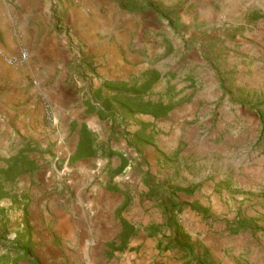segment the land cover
Listing matches in <instances>:
<instances>
[{
    "label": "crops",
    "instance_id": "1",
    "mask_svg": "<svg viewBox=\"0 0 264 264\" xmlns=\"http://www.w3.org/2000/svg\"><path fill=\"white\" fill-rule=\"evenodd\" d=\"M53 1L57 6H53ZM237 1H241L240 10L245 15L255 7L257 9V6L264 14V0ZM16 3L22 5L18 13L20 16L25 15L27 24L31 23L29 29L32 34L39 31L40 24H44V28L48 29L47 24L52 21L50 9H54L59 15L62 8L66 24L74 27L73 31L77 39L81 40V45L87 46L84 51L86 59L88 54H92L94 44H100L101 48L107 49L113 37L118 44L125 41V34L121 31L103 38L108 31L106 26L109 20L90 24L76 11V5L67 4L65 0H42L43 17L40 18L37 17L34 10L36 7L31 0H16ZM145 9L148 8L139 5L134 14L135 21L140 22L141 27ZM262 22L264 26V21ZM26 34H29V30ZM262 34L261 45L264 46V33ZM45 35H48L47 31ZM50 37L51 41H46L38 53L40 63L45 61L44 64L39 63L38 67L46 68L42 73V82L47 85L44 86L43 92L36 93L29 89L27 94L19 96V102L16 101V92L9 93L6 89L2 93L0 89L1 152L13 154L8 146L15 144L20 154L27 156L31 161H37V169L34 172L18 179L20 186H25L23 190L31 191L32 197V201L24 199L29 207V215L22 224L31 234L32 256L29 263L198 264L180 250L165 251L159 247L164 235H170V231L164 227L167 217L170 216L166 212V206L175 202L186 203L195 208H186L180 213L176 211L174 217L197 243L196 254L200 259H204L206 255L212 264H264V151L260 155L257 149L255 153L260 155L261 161L252 160L243 170L234 165L219 167L220 163L217 164L218 171L207 181L189 177L192 179L189 184L180 186L173 180L162 181L156 178V161L149 157V149L162 147L166 141L162 135L155 136L152 131L157 130L159 126L173 131L170 128L172 123H178L181 125L179 127H182L180 122L185 120L186 116L195 114L193 109H198L201 101H205L203 98L207 91L190 98V101L183 100L189 90L179 98H170L175 102L180 101L181 104L165 120L157 121L147 115L127 117L130 139L143 127H149L147 133L152 135L150 144H139L131 148L127 142H116L114 139L113 131L117 129L118 123L88 113L82 103L77 104L70 97V90L56 76L60 54L64 51L66 54L64 35L55 33ZM76 42L73 44L76 45ZM73 44L71 58L74 56ZM20 52L10 57L17 56ZM111 55L108 53L105 59L96 60V90L101 88L104 82L128 81L137 75L107 72L104 62H112ZM248 67L254 70L258 66L254 63ZM260 67V73H246L247 80L244 85L238 84L234 77L230 78L233 73H212L208 84L212 86V92L208 91L211 92L208 94L214 101L218 97H227L229 108L235 109V112L248 110L247 121L261 130L260 143L264 146V48ZM154 90L157 89L153 88ZM39 95L44 103H39ZM219 111L220 109H217L214 112L218 114ZM84 124L96 136V156L71 163L68 180L59 179L60 183L52 194L53 197L48 195L36 200V186L42 187L44 192L51 190L46 174L49 169L55 172L57 142L62 140L65 143L63 149L61 148L63 157L71 159L76 153L80 128ZM2 133L4 137L1 138ZM174 133L175 131L172 132V138ZM185 137L179 136L172 141L178 144ZM246 139L247 137L244 140ZM238 140L237 136L235 142ZM229 141L231 139L228 137L226 143ZM239 142H242L241 139ZM3 145L7 146L3 148ZM115 159L118 160L116 168L112 167ZM233 162L229 160L225 164ZM122 163H127L123 169ZM214 163L216 166V162ZM203 174L202 171L201 175ZM195 188L197 190L192 195L174 193L177 189ZM239 221L248 223L249 227L237 233L235 225ZM124 235L127 238L122 240ZM165 245L164 242L163 247Z\"/></svg>",
    "mask_w": 264,
    "mask_h": 264
},
{
    "label": "rangeland",
    "instance_id": "2",
    "mask_svg": "<svg viewBox=\"0 0 264 264\" xmlns=\"http://www.w3.org/2000/svg\"><path fill=\"white\" fill-rule=\"evenodd\" d=\"M31 1L36 7L34 10L37 17H43L42 0ZM65 1L72 6L76 5V11L90 24H100V21L109 20L106 26L108 31L105 36H102L103 38H108L113 32L121 31L125 34V41L118 44L113 37L107 49L101 48L100 44H94L88 59L84 57L85 59L78 62L74 56L71 58L72 44L78 40L77 45L84 51L87 46L81 45V40L77 39L73 31L74 27L66 24L62 16V8L59 15L56 14L57 11L50 9L52 21L48 22V29L44 28V24H40L39 31H34L32 34L29 29L31 23L27 24L25 15H23L25 18H22L23 16L18 13L22 5L16 3V0H0V89L2 93L6 89L9 93L16 92L15 97L18 101L19 96L23 93L27 94L29 89H33L36 93L43 92L44 86L47 85L42 82V73L46 68L38 67L40 63L38 53L43 48V44L51 39L50 36L55 33L64 35L58 27L59 23H64L71 29L73 39H71L72 36L67 35L63 38L66 43V54L64 50V53L60 54L56 76L70 90L73 101L77 104L82 103L87 111L89 101L78 96L75 80L85 82L90 77L97 78L96 60L105 59L108 53L112 54L113 61L104 62L106 71L135 73L137 75L128 80L132 84L134 79L143 83L154 74L160 76L159 82L156 83L159 87H154L157 90H152L147 97L153 101L167 102L170 98H179L186 90L189 92L187 96H183V100L190 101L203 91H207L203 98L205 101H201L198 109H193L195 114L186 116L185 120L180 122L182 127H179L181 125L178 123H172L170 128L173 131L163 126L152 131L155 136L162 135L166 141L162 147L149 149L151 151L149 157L156 161V178L162 181L170 179L176 185L183 186L192 180L189 177L193 180L201 178L200 180L207 181L219 167L234 165L243 170L252 163V160L261 161L259 156L264 151V146L260 143L261 130L247 121L248 110L242 109L235 112V109L229 108L225 96L218 97L214 101L209 96L212 86L208 85L212 79V73L218 71L225 75L233 73L230 78L234 77L238 84L243 85L247 80L246 73H254V71L260 73L264 48L261 45L264 14L259 6L245 15L240 10L242 5H239V2L241 1L237 0H138L140 6L149 2L154 3L167 13L169 18V20L163 19L154 11L145 9L141 27L140 22L134 19L136 12L124 10L127 0ZM61 7H63L62 3ZM27 30L29 34H26ZM45 31L48 35H45ZM22 50L28 52L29 61L22 67L10 66L7 59ZM44 63L43 60L40 64ZM254 63L258 67L250 70L248 66ZM33 82H37L38 85L34 86ZM40 99L39 95V103H44ZM217 109L220 111L215 114L214 111ZM128 127V123L124 120L121 126L113 131L116 142H128L130 139ZM174 131L173 138L186 136L185 139L177 141L178 144L172 141ZM237 136L242 142L239 140L235 142ZM2 137H4L3 133ZM228 137L231 141L227 144ZM246 137L247 139L244 140ZM3 146L5 148L7 145ZM8 148L13 154H5L0 149V170L7 168L9 159L20 154L15 144H11ZM257 149L260 153L258 156L255 153ZM156 156L158 159H155ZM229 160L234 162L225 164ZM32 161L37 163L36 160ZM114 161L112 167L116 168L118 160ZM219 163L220 166L217 165ZM208 170L212 172L207 173ZM202 171L203 175H201ZM46 179L50 181L51 190L44 192L42 187L36 186L34 191L36 200L48 195L51 198L58 189L60 180L55 172L49 169ZM1 184L7 197L0 199V236L4 239L0 243V253H6L7 249L14 247L11 254L16 257L18 250L30 244V231L26 226L22 227V224L29 215V207L24 199L32 198L31 191L23 190L25 186H20V180L10 182L0 174ZM21 262L30 264L29 261Z\"/></svg>",
    "mask_w": 264,
    "mask_h": 264
},
{
    "label": "trees",
    "instance_id": "3",
    "mask_svg": "<svg viewBox=\"0 0 264 264\" xmlns=\"http://www.w3.org/2000/svg\"><path fill=\"white\" fill-rule=\"evenodd\" d=\"M138 0H127L124 5V10L135 12L138 9ZM161 18L169 20L167 13L154 3L149 2L143 5ZM160 80L158 74H154L152 78L147 79L143 83L140 80L132 81H107L102 84V87L95 90L94 99L100 103V106H94L91 102H88V113H96L101 119H111L121 126V123L126 120L127 117L132 115H147L152 116L155 120H165L169 117L172 111H174L181 102H175L174 99H170L168 102L152 101L148 99V95L153 90L156 83ZM149 127H143L137 132L133 138L128 140L129 147H137L139 144H150L152 142V135L147 133ZM97 154L96 136L88 129L84 124L80 128V139L76 153L70 159V163H75L84 159L92 158ZM112 155V153H111ZM7 168L0 170V174L6 177L7 181L14 182L27 173H32L37 169V163L31 161L27 156L19 154L17 157H13L7 161ZM127 163H122V169ZM0 185V199L6 198L7 194L4 192ZM195 189H177L174 193H184L186 195H192L196 192ZM186 208H193L186 203L170 202L166 206V212L170 214L165 222V228L170 231V235H164L163 241L160 243V249L167 250H180L186 253L192 260L197 261L198 264H212L207 259L206 255L204 259H200L197 254V243L192 240V237L184 231V228L175 219L174 213L182 212ZM195 210V208H193ZM248 223L239 221L235 225V232H241L248 228ZM158 231V230H157ZM127 238L122 236V240ZM4 239L0 236V243ZM164 242L166 245L163 247ZM30 244L17 251V256L13 257L11 252L14 247L7 249L6 253H0V264H20L21 261L31 260L32 250ZM9 251V252H8ZM38 264V263H37Z\"/></svg>",
    "mask_w": 264,
    "mask_h": 264
},
{
    "label": "built area",
    "instance_id": "4",
    "mask_svg": "<svg viewBox=\"0 0 264 264\" xmlns=\"http://www.w3.org/2000/svg\"><path fill=\"white\" fill-rule=\"evenodd\" d=\"M53 6H57V3L55 1L52 2ZM61 32L64 34V36H72L71 29L64 23H59L58 25ZM74 45V44H73ZM81 46H78L77 44L74 45V58L76 60L81 61L84 58V50L80 48ZM29 61V54L27 51L22 50L19 55L12 56L7 59V63L10 66L15 67H22ZM34 86H37V82H33ZM75 88L78 90V96L83 100H88L91 102L94 106H100V103L96 101L93 97L95 88H94V78L90 77V79H87L85 82L79 80H75ZM122 129H124L122 125ZM65 143L60 140L57 142V148L58 152L54 159L55 164V173L58 176L59 179L62 180H68L70 174H71V165H70V158H64L63 157V146ZM62 148V149H61Z\"/></svg>",
    "mask_w": 264,
    "mask_h": 264
}]
</instances>
